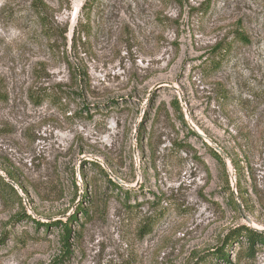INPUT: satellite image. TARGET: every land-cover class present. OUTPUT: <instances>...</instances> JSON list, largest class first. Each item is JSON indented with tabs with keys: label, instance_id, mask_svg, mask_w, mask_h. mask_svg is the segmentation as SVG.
Instances as JSON below:
<instances>
[{
	"label": "rangeland",
	"instance_id": "rangeland-1",
	"mask_svg": "<svg viewBox=\"0 0 264 264\" xmlns=\"http://www.w3.org/2000/svg\"><path fill=\"white\" fill-rule=\"evenodd\" d=\"M32 1L0 0V264H264L226 245L264 233V0H44L53 39Z\"/></svg>",
	"mask_w": 264,
	"mask_h": 264
},
{
	"label": "trees",
	"instance_id": "trees-1",
	"mask_svg": "<svg viewBox=\"0 0 264 264\" xmlns=\"http://www.w3.org/2000/svg\"><path fill=\"white\" fill-rule=\"evenodd\" d=\"M64 1L65 0H60L61 3L62 2L64 3ZM96 3H98V0H87L82 7L83 12H85V14L89 16L90 12L92 11V8L96 5ZM31 9L33 10L37 23H39L40 27L43 30V33L47 35L48 39H53L58 35L65 36L66 31L61 32L60 26L56 23V21H54L51 6L47 4L44 0H33L31 4ZM247 41H248L247 37H245V35L241 33V34H238V36H236L230 42H224V43L219 44L212 52V56H213L212 60H210L205 66L206 71H211L212 69H219L222 66V63L225 60H227L228 57H230V54L234 47L235 42L248 43ZM51 50L53 52L58 51L59 47L56 45H52ZM2 99L4 98L0 97V100ZM30 99L32 103L35 105H41L46 100H51L56 103L62 101L61 97H59V95L55 91H51L50 88H44L37 92H31ZM173 105L176 111H178L179 113L183 112L179 99L176 98L174 100ZM211 151L214 157L217 160H219L222 164H224L221 155L218 152H216L214 149H211ZM103 172L108 178L109 182L117 186L111 179H109L107 172H105L104 170ZM2 183H3V189H6L11 194L15 195L18 198V200L22 203L23 199L19 195L15 187L5 181H2ZM228 184H229V181H228ZM236 187L238 188V190H241L240 179L238 176H237ZM126 196L129 198L130 194L126 192ZM232 203L235 204L237 209L239 210L238 201L232 200ZM126 207L128 208V210H130L131 204L126 203ZM163 210L166 211V208H163ZM38 224H41V223H38ZM62 226H63L62 227L63 229L62 239L66 244H68L69 236L71 234V229L67 223L65 225L62 224ZM150 226H153V224H151ZM240 237L246 238L248 245H249L248 255L252 257L254 256V253H255V244L260 243V242L264 243V233L259 232L251 228L250 226L243 224L236 231H233L231 236H229L226 245L231 246L233 239H237ZM215 255L224 260L228 259L227 258L228 253L226 252V247H223L221 250L216 251Z\"/></svg>",
	"mask_w": 264,
	"mask_h": 264
},
{
	"label": "water",
	"instance_id": "water-1",
	"mask_svg": "<svg viewBox=\"0 0 264 264\" xmlns=\"http://www.w3.org/2000/svg\"><path fill=\"white\" fill-rule=\"evenodd\" d=\"M219 154L221 156H223L224 158H226V153L224 151H222L220 148H217ZM238 207H239V210L240 212L242 213V216H243V219L248 223V224H251V219L245 214V212L243 211V208L240 204V202L238 201Z\"/></svg>",
	"mask_w": 264,
	"mask_h": 264
}]
</instances>
